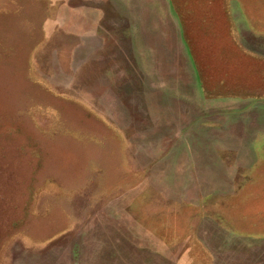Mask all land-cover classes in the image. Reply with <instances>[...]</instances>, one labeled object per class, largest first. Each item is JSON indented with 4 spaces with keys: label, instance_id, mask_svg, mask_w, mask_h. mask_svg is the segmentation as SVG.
I'll use <instances>...</instances> for the list:
<instances>
[{
    "label": "rangeland",
    "instance_id": "obj_1",
    "mask_svg": "<svg viewBox=\"0 0 264 264\" xmlns=\"http://www.w3.org/2000/svg\"><path fill=\"white\" fill-rule=\"evenodd\" d=\"M232 1L264 56V0ZM180 29L164 0H0V264H264V100L199 115Z\"/></svg>",
    "mask_w": 264,
    "mask_h": 264
},
{
    "label": "trees",
    "instance_id": "obj_2",
    "mask_svg": "<svg viewBox=\"0 0 264 264\" xmlns=\"http://www.w3.org/2000/svg\"><path fill=\"white\" fill-rule=\"evenodd\" d=\"M231 1L171 0L182 25L184 38L191 55L200 65L208 99L228 94H247L264 90V58L243 49L237 42L234 35L235 25L231 14ZM206 38H211L214 43H217L215 45L220 49L217 53L213 51L212 55H209V51H206L207 47L203 45ZM220 54L222 57L224 55L228 64L235 66L236 75L231 77V72H221L223 64L218 65L217 60H212ZM222 61L224 60L222 59ZM211 68L213 72L220 70L218 71L219 77L216 74L214 78L217 83L212 86L208 84L205 76ZM239 69L244 70L247 76L239 73ZM248 173L249 170L240 171L238 179L236 178L237 181L247 178ZM260 214L258 221L264 222V212Z\"/></svg>",
    "mask_w": 264,
    "mask_h": 264
},
{
    "label": "crops",
    "instance_id": "obj_3",
    "mask_svg": "<svg viewBox=\"0 0 264 264\" xmlns=\"http://www.w3.org/2000/svg\"><path fill=\"white\" fill-rule=\"evenodd\" d=\"M116 1H124V0H116ZM127 1V0H125ZM130 1H135V0H130ZM164 1H170L171 3V0H164ZM171 6H172V3H171ZM242 5L237 2V1H231V4H230V7H231V14H232V19H233V22H234V25H235V28H234V35L236 37V40L237 42L241 45V47L243 49H246L247 51L255 54L256 56L258 57H261V58H264V56L260 55L258 53V51L252 49L250 46H247L244 44V42L242 41V39L240 38V36L237 34V27H236V20L235 19V16L236 14H238V20H241L243 19L245 22H247L248 20V17H249V14L247 13L248 11L246 9H243L241 7ZM242 15V16H241ZM179 20V18H178ZM49 23H52V19L48 21ZM180 24V22H179ZM248 27L250 29L251 32H253L254 34V37L258 38V37H264V34L262 33H259L257 31H255L253 28H251V21L250 23L248 22ZM180 33L182 34V37L184 39V46L186 45L185 48L186 51L188 52V54L190 55V59H191V62L193 63V69L195 71V76H196V88H195V91L193 93V95H187L183 92H181L182 96H183V99L186 101V103H188L189 105L192 106V102H196L197 105L195 107L192 106V108H194L196 110V112H199L200 114L199 115H204L205 116V112H215V111H220V110H225V114L224 116H227V117H234L235 118V115H236V110L237 108L239 109L240 108V105L242 104H245L246 102H249V104H251L250 102H255V101H259V100H264L263 97H257V92H252V93H247V94H228L226 96H223V97H219V98H216V99H208L207 96H206V92H205V85H204V80H203V76H202V73L200 71V65L199 63L195 62V60L193 59L192 55H191V52L189 50V47L185 41V38H184V34H183V29H182V25L180 24ZM133 29H136V28H133ZM87 30H86V34L81 37V38H85V43L90 41V38L87 37ZM82 33L84 32H76V36H79L81 35ZM97 36L96 35L93 39H94V42H95V46H96V41H97ZM99 39V37H98ZM95 46L94 48L89 52V59L91 61H93V58H94V50H95ZM197 74H198V77H197ZM200 77V78H199ZM209 84V83H208ZM212 84V83H211ZM215 85V84H214ZM109 101V99H107ZM106 100V98L104 99V102H108ZM180 100L182 101V98H180ZM112 101V100H110ZM222 102V103H218V102ZM246 105V104H245ZM94 112H97L93 109ZM119 112V105H116V113ZM215 128V127H214ZM213 128V129H214ZM220 132V131H219ZM228 132V131H227ZM226 132V133H227ZM216 138V137H215ZM217 140V139H216ZM223 143V142H221ZM220 142H218V147L221 148V146L223 147V145H221ZM224 146H225V143H223ZM221 145V146H220ZM234 149H236V147L234 146L233 147ZM243 148V147H241ZM218 149V148H217ZM200 152L196 153L194 155V160L196 161V163H198L199 159L201 158L200 157ZM230 166L233 165V163L229 164ZM236 165V162L235 164ZM231 171V173H230ZM229 173L233 179V181L236 180L237 178V175H236V166H232L231 169H229ZM229 175H227V178H228Z\"/></svg>",
    "mask_w": 264,
    "mask_h": 264
}]
</instances>
